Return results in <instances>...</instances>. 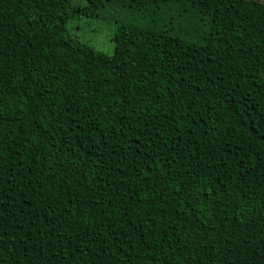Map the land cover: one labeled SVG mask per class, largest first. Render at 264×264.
I'll return each mask as SVG.
<instances>
[{
    "label": "trees",
    "instance_id": "16d2710c",
    "mask_svg": "<svg viewBox=\"0 0 264 264\" xmlns=\"http://www.w3.org/2000/svg\"><path fill=\"white\" fill-rule=\"evenodd\" d=\"M75 1L0 0V264H264V12ZM109 3L113 54L68 27Z\"/></svg>",
    "mask_w": 264,
    "mask_h": 264
},
{
    "label": "rangeland",
    "instance_id": "374dc122",
    "mask_svg": "<svg viewBox=\"0 0 264 264\" xmlns=\"http://www.w3.org/2000/svg\"><path fill=\"white\" fill-rule=\"evenodd\" d=\"M235 1L205 0V6L215 15L210 43L215 47L227 49L239 46V51H247L251 48L261 24L264 0H254L260 2L257 6L248 4L250 0H242L243 4L234 6ZM75 2H80L83 6L88 4L86 0ZM133 14L129 6L109 3L96 16L78 13L70 20L68 27L82 42L96 50L113 54L116 28Z\"/></svg>",
    "mask_w": 264,
    "mask_h": 264
}]
</instances>
